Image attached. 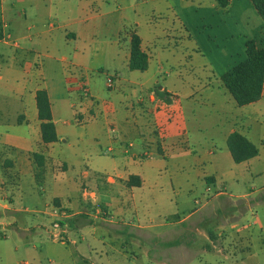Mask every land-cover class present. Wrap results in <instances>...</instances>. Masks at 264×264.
Here are the masks:
<instances>
[{
	"label": "crops",
	"instance_id": "0c3cea01",
	"mask_svg": "<svg viewBox=\"0 0 264 264\" xmlns=\"http://www.w3.org/2000/svg\"><path fill=\"white\" fill-rule=\"evenodd\" d=\"M102 1V8L85 7L81 12L77 6L64 15H9L7 18L2 15L0 206L5 210L15 203L14 197L20 201L25 195L32 197L22 189L25 177L31 176L37 184H44L47 175L53 174L54 181L61 176L63 189L69 190L66 178L75 175L88 181V185H82V197L75 201L79 211L70 214L62 202L60 195L63 194H55L52 204H44L42 214L55 218L58 210L62 215L67 214V218L74 216L81 226L84 223L82 215L90 216L101 198L98 197L100 191L108 194L109 204L119 199L120 209L128 211V197L132 198L137 191L148 186V180L160 175L171 164L177 165L176 182L172 181L174 191L186 189L194 192L199 186L210 192L211 187H216L225 178L238 181L242 175L240 166H250L251 172L253 161L260 156L259 153L257 157L237 164L230 152V159L226 154L216 155L215 150L200 155V141L206 139L192 132L190 122V119L196 121L197 133H201L199 105L209 104L216 108L215 94H219L223 101L217 110L220 117L217 127H222L225 132L226 147L228 137L235 132L253 144L256 143L253 138L260 136L259 141L264 145V89L259 101L240 107L221 83V76L245 59L248 41L253 40L264 48V19L251 0H238L244 6L239 7L235 15L245 27L251 25L249 31L230 29L225 32L222 44L224 50L230 45L228 49L231 50L227 54L232 60H228L221 70L223 73L216 72L217 66L210 62L212 73L201 89L194 86L193 74L195 54H201L202 49L191 28L194 26L183 15H177L176 0H143L138 4L134 0ZM212 7L218 19L216 27L220 28L219 23L227 26L228 17L233 16L234 0H227L226 6L221 0H215ZM215 25L209 24L211 28ZM196 27L199 28L198 24ZM5 30H8L7 34ZM133 34L140 37L141 49L148 55L149 65L144 72L129 68ZM9 39H14L13 44ZM107 73L118 77L113 89L107 88ZM82 79L89 86L88 100L83 99L78 88ZM40 90L46 91L51 105L58 137L54 143L43 142V121L39 118L36 100ZM71 114L83 131H73L71 120H65L64 128L59 126V118ZM70 134L76 135L77 142L83 147L80 152L65 154L62 144H67ZM103 147H107L105 152ZM108 151L112 153L111 159L106 156ZM58 153L63 154V159ZM35 155L44 158L42 166L38 165ZM78 156L84 157L83 162L78 160ZM87 157L90 160L86 161ZM226 159L230 171L224 173ZM153 185L162 189L161 182ZM253 200L250 199L247 209H252ZM22 211L29 212V206L20 207L18 212ZM100 213L109 215L104 204L101 211H96V214ZM201 214V210L194 208L178 223L184 224ZM252 218L243 226L248 230L245 242L246 254L250 257L264 251V221L257 214ZM200 222L193 220L190 223L192 233L208 236L211 240L212 236L201 230L203 224ZM5 224L0 220V226ZM118 224L126 225L124 220ZM37 227L43 225L37 224ZM127 227H130L129 238L135 243L153 237L147 232V222L140 219L128 222ZM59 228L61 230L57 233L67 235L68 229L64 226ZM55 237L40 242L39 251L35 244L31 246L29 242L17 241L15 251L22 248L37 251L36 255L33 254V262L24 264H52L55 261L60 264H89L93 253H98L91 245L82 248L75 240L69 242L67 238L61 242ZM260 239L263 246L259 245L258 251L253 252ZM67 244L75 246V252ZM213 247L216 250L214 242ZM164 252L167 255L168 248ZM5 254V264H22L8 250Z\"/></svg>",
	"mask_w": 264,
	"mask_h": 264
},
{
	"label": "rangeland",
	"instance_id": "374dc122",
	"mask_svg": "<svg viewBox=\"0 0 264 264\" xmlns=\"http://www.w3.org/2000/svg\"><path fill=\"white\" fill-rule=\"evenodd\" d=\"M142 1L134 0L137 4L142 3ZM163 1L165 2V0ZM214 2L215 0H182L181 2L176 0L175 3L177 15H183L185 20L194 26L191 28L202 49V53L195 54L194 57V86L199 89L204 87L208 81L207 77L212 73L210 62L217 66L216 72L223 73L224 71L221 70L230 60L229 54H227L231 50L228 49L230 45L227 50H224L222 44L225 32L230 29L249 31L251 27V25L245 27L243 22H238L236 19L235 15L239 11V7L244 6L243 2L238 0H234L233 16L228 17V25L224 26L219 23L220 28L216 27L218 19L212 7ZM111 4L115 6L113 2ZM77 6L82 12L85 7L89 9L102 8L104 3L102 0H52L51 3H48V0H0V31L2 15H6V18L9 15H64L65 12L75 9ZM220 7L222 6L220 5ZM210 23L216 25L211 28ZM5 32L7 34L8 30ZM13 40L9 39L8 41L13 44ZM217 45H220V48ZM109 76L117 80L113 84V88H115L118 77L107 73L105 75L106 83ZM197 82L198 84H196ZM215 96L216 108L209 104V106L202 105V103L199 105L198 120L203 126L201 133H197L196 126L198 127V123L193 119H190L191 128L195 135L206 139V141L203 139L200 141V155L215 150L216 155L226 154V158H229L230 154L224 139L225 132H223L222 127H217V123L220 122L217 110H219L223 99L220 98L219 94H215ZM75 119L72 114L66 118L61 117L59 118V126L64 128L65 120H71L73 131H83V128L79 129ZM68 136L67 144H62L64 153L80 152L83 145L77 142L78 137L71 134ZM86 138L89 139L87 136ZM253 140L259 148L260 156L252 163V174L250 166L244 165L239 168L242 175L238 181L225 178L216 187H211L210 192L201 189L199 186L194 192H188L186 189L177 192L172 188V181L175 183L177 178V165L171 164L170 168L168 166V169L162 170L160 175H154L148 180V186L146 185L142 190L137 191V194L132 198L128 197L126 201L130 205L128 211L120 209L121 201L119 199H114V202L111 201L109 204L108 194L100 191L98 197L101 198L89 213L90 216L82 215L81 219L84 220V223L81 226H79L78 220L73 218L74 216L67 218V214L62 215L58 210H56L57 216L55 218L49 214L43 215L42 212L45 210V203L52 204V197L55 194H63L60 195L62 202L70 214L78 212L79 207L75 201L82 197V185L84 183L88 185V181L70 175L65 181L69 183L70 187L67 190L66 188L63 189L64 180L61 179V176H57L56 181H54L53 174L47 175L43 181L44 184H37L34 178L27 176L23 179L22 189L25 193L32 194L33 198L25 195L20 201L18 197H14L15 203L10 205L8 210L0 206V220L6 223L0 226V264H5L7 261L6 250L13 258L16 255L17 262L32 263V258L40 250V242L52 239L55 235L57 237V232L61 230L60 228L54 229L52 222L58 224L59 227L64 226L68 229L67 235L62 236L65 241L69 238V242L75 240L77 245L82 248L91 245L98 250L97 255L93 253V258L90 259L89 264L91 262L94 264H264V251L256 253L252 257L246 254L248 251L245 241L248 230L243 229L246 221L253 220L252 215L257 214L264 221V145H261L262 143L259 141L260 136H256ZM262 142L264 144V139ZM66 145H70V147L68 148ZM103 148L105 152L107 147ZM111 154L109 151L106 154L110 157H107L108 159L112 158ZM58 155L63 159V154L58 153ZM83 158L78 156L80 162H83ZM88 160L90 157L86 158V161ZM229 161L230 164H233L232 160ZM229 171L226 159L223 163V172ZM160 182L162 189L155 188L153 184ZM103 183L106 184L105 179ZM220 192L223 195L216 196ZM251 198H254L253 207L247 209L248 205L251 204ZM103 204L106 206L109 215L96 214L97 210H102ZM26 205L29 206V212H18L20 207ZM194 208L201 210L202 214L193 220L201 221L200 223L203 224L201 230L211 235V240L208 236L204 237L192 233L190 223L193 220H188L184 224L178 223L180 219L187 217ZM95 216L99 218H95ZM138 219L147 222L149 227L147 232L151 233L153 237H147V240L135 243L129 238L130 227L128 228L127 225L128 222L132 223ZM120 220H124L126 225H119ZM104 222L107 224L103 225ZM37 224L43 225V227H37ZM2 236L4 237L2 238ZM256 236L259 237V235ZM56 239L61 241L59 237ZM20 240L22 243L29 242L31 246L35 244L37 251L22 248L16 252V242ZM213 242L216 245V250H214ZM259 245L263 246L261 239L254 245L252 251H258ZM67 247L75 252V246L67 244ZM207 247L210 249H206ZM165 248H168L167 255L164 252ZM52 264L60 263L55 261Z\"/></svg>",
	"mask_w": 264,
	"mask_h": 264
},
{
	"label": "trees",
	"instance_id": "16d2710c",
	"mask_svg": "<svg viewBox=\"0 0 264 264\" xmlns=\"http://www.w3.org/2000/svg\"><path fill=\"white\" fill-rule=\"evenodd\" d=\"M257 13L264 19V0H251ZM223 6L227 0H221ZM3 35L0 31V40ZM129 68L132 71L144 72L149 65L148 55L141 49V39L132 35ZM245 59L221 76L222 86L233 97L240 107L259 101L264 89V48L253 40L246 43ZM43 142L58 141L55 125L52 121L51 105L46 91L40 90L36 96ZM227 147L235 163L240 164L258 156L259 150L255 144L244 135L235 132L228 137ZM38 165L42 166L44 158L35 155Z\"/></svg>",
	"mask_w": 264,
	"mask_h": 264
},
{
	"label": "built area",
	"instance_id": "2783aa9c",
	"mask_svg": "<svg viewBox=\"0 0 264 264\" xmlns=\"http://www.w3.org/2000/svg\"><path fill=\"white\" fill-rule=\"evenodd\" d=\"M115 81H117V80H115L114 77H110L109 76L107 78V88L108 89H112L113 88V84H114ZM78 88L81 91V95H82L83 99L88 100L90 98V94H89V86H88L86 80H83V79L80 80L79 83H78ZM54 227L56 229H58L59 225L55 224ZM57 237H59L62 242L65 241V239L62 237L61 233H57Z\"/></svg>",
	"mask_w": 264,
	"mask_h": 264
}]
</instances>
